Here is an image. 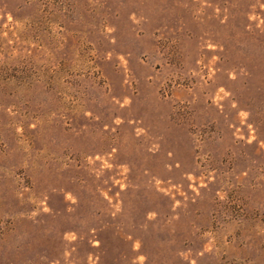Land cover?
Segmentation results:
<instances>
[{
    "label": "rangeland",
    "instance_id": "1",
    "mask_svg": "<svg viewBox=\"0 0 264 264\" xmlns=\"http://www.w3.org/2000/svg\"><path fill=\"white\" fill-rule=\"evenodd\" d=\"M0 264H264V0H0Z\"/></svg>",
    "mask_w": 264,
    "mask_h": 264
}]
</instances>
